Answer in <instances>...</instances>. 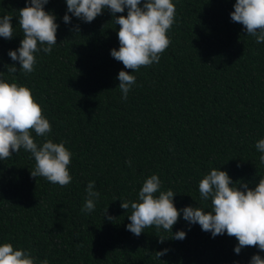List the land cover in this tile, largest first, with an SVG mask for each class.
I'll use <instances>...</instances> for the list:
<instances>
[{"label":"trees","instance_id":"trees-1","mask_svg":"<svg viewBox=\"0 0 264 264\" xmlns=\"http://www.w3.org/2000/svg\"><path fill=\"white\" fill-rule=\"evenodd\" d=\"M234 2L175 0L170 44L158 63L140 67L122 100L116 77L124 65L110 55L119 46V25L109 11L90 23L69 14L66 24L65 0H48L45 9L59 24L58 44L50 54H38L26 75L7 55L22 38L18 16L25 0H0V15H12L16 34L0 37V71L16 64L12 78L32 89L50 121L51 138L65 140L73 154V179L65 186L32 177L35 162L23 149L0 161V240L50 264H247L260 251L245 246L236 254L234 236L212 237L182 216L172 232L185 230L183 239L154 226L135 236L125 227L131 209L121 208L117 198L135 199L152 172L164 189L177 192L178 208L201 203L198 182L210 167L220 165L233 181L250 187L264 176L255 149L264 137V43H255L231 19ZM89 180L101 198L85 214ZM159 235L166 237L163 243ZM163 248L168 251L157 257Z\"/></svg>","mask_w":264,"mask_h":264},{"label":"clouds","instance_id":"clouds-1","mask_svg":"<svg viewBox=\"0 0 264 264\" xmlns=\"http://www.w3.org/2000/svg\"><path fill=\"white\" fill-rule=\"evenodd\" d=\"M47 3L48 0H25V6L19 9L22 38L16 48L7 51V55L12 61L19 62V70L26 75L34 71L38 54H50L58 44L57 16L45 9ZM65 4L62 20L66 24L71 17L90 23L107 10L113 24L119 25V46L110 49V55L124 65L116 78L121 99L127 100L136 84L135 73L141 66L158 63L171 42L168 33L176 18L175 0H65ZM125 9L126 15H116L124 13ZM230 17L243 25L255 43H264V0H235ZM11 20L12 15H0V37L6 40L16 35ZM76 29L79 30L78 26ZM5 67L6 72L0 71V161L23 149L35 162L30 171L32 177H43L60 186L69 184L73 177L68 165L73 154L66 147V141L51 138L50 121L43 114L32 89L12 78L18 70L16 64ZM255 149L259 152V163L264 164V137L255 141ZM125 163L131 166V160ZM198 191L201 203L178 208L173 199L177 192L172 188L164 189L159 175L152 172L143 179L135 199L117 197L121 208L131 209L126 229L139 236L145 228L154 226L157 231L171 232L174 239H183L185 230L172 232L173 225L182 216L189 225L198 224L212 237L225 233L234 236L237 243L233 251L236 254L245 246H255L260 251L253 253L247 264H264L261 255L264 252V176H259L255 185L250 187L243 181H233L220 165L210 167L199 179ZM100 198L95 181L89 180L81 212L91 213ZM104 215L108 220L113 219L107 215V208ZM159 237L158 243H163L166 237ZM167 251V248L160 249L156 255L160 257ZM0 264L50 262L47 257L38 261L30 249L14 246L5 239L0 240ZM233 264L240 262L234 261Z\"/></svg>","mask_w":264,"mask_h":264}]
</instances>
